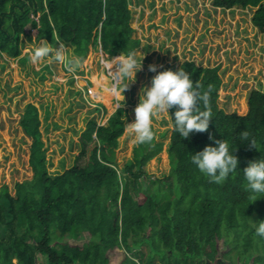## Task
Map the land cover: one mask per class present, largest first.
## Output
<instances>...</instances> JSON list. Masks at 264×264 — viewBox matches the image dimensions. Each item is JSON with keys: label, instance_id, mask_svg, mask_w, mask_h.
I'll list each match as a JSON object with an SVG mask.
<instances>
[{"label": "trees", "instance_id": "trees-1", "mask_svg": "<svg viewBox=\"0 0 264 264\" xmlns=\"http://www.w3.org/2000/svg\"><path fill=\"white\" fill-rule=\"evenodd\" d=\"M214 7L253 8L251 22L264 33V0H211ZM129 0H0V55L17 57L21 36L57 40L82 59L100 44L107 54H126L139 45L132 36ZM73 46V49H72ZM191 73L202 90L211 86L213 119L207 132L183 139L172 126L167 145L171 174L147 176L144 166L163 142L135 145L132 157L118 170L115 150L124 124L121 109L99 125L86 121L78 137V152L62 172L49 173L39 130L38 109L27 103L19 124L29 140V178L0 187V264H264V240L254 235L251 219H264V194L245 188L243 169L264 154L250 148L248 138L264 142V89L250 88L243 114L218 105V66L184 60L178 66ZM163 67L159 71L165 70ZM175 70V71H176ZM264 78V76H263ZM93 110H98L94 107ZM154 131V127H153ZM227 140L238 157V169L223 184L211 183L191 163V155ZM192 152V153H191ZM252 202V203H251ZM221 244L219 248L218 244ZM220 249H224L219 254Z\"/></svg>", "mask_w": 264, "mask_h": 264}, {"label": "rangeland", "instance_id": "rangeland-1", "mask_svg": "<svg viewBox=\"0 0 264 264\" xmlns=\"http://www.w3.org/2000/svg\"><path fill=\"white\" fill-rule=\"evenodd\" d=\"M128 7L132 36L140 40L134 51L143 61L135 80L123 90V84L111 79L104 69L101 57L105 52L100 44L90 47L82 59L74 56L71 47L65 44L67 56L78 60V67L72 72L49 58L38 63L30 61L32 50L42 41L35 39L36 29L30 30V40L21 36L19 56L0 55V187L7 184L12 188L15 181L29 178L32 173L28 165L30 140L18 123L27 103L38 109L47 168L54 174L72 164L87 119L93 117L104 125L116 109H121L124 124L115 150L118 170L132 157L136 143L126 123L134 122L141 90L151 85L156 74L149 71L150 64L158 65L157 71L163 67L175 71L187 59L202 66H218L222 82L218 105L227 112L245 113L248 90L264 89V33L252 25L253 8L220 9L211 0H129ZM96 79L106 87L109 104L95 100L94 91L91 95L86 93L87 87L98 89ZM111 86L114 91L109 90ZM94 107L98 110H93ZM153 127L163 148L146 163L147 175L141 181L147 183L149 175L167 176L172 182L166 149L172 129L169 114L161 113L154 118ZM218 246L221 248L220 243ZM223 250L220 249V255ZM120 256V253L111 255L113 264L118 263Z\"/></svg>", "mask_w": 264, "mask_h": 264}, {"label": "clouds", "instance_id": "clouds-1", "mask_svg": "<svg viewBox=\"0 0 264 264\" xmlns=\"http://www.w3.org/2000/svg\"><path fill=\"white\" fill-rule=\"evenodd\" d=\"M67 48L61 40H57L55 46L42 39L39 46L35 47L30 54V61L38 63L49 58L55 62L65 65L67 71L72 72L78 67L76 58L67 56ZM143 59H138L136 51L121 53L118 57L109 61L111 68L115 65V81L123 84L126 88L128 83L134 81L137 72L142 68ZM159 66L150 64V72L156 74L151 78V85L142 88V95L135 108V120L126 123V128L137 145L150 143L154 139L153 122L161 113H168L173 121L174 131L178 132L183 139H188L193 133L207 132L210 121L213 119L210 95L211 86L202 90V86L196 81L194 83L191 73L180 68L176 71L165 69L157 71ZM110 68V69H111ZM109 69V71H110ZM246 142L250 148L260 152L264 142L258 144L255 138H248L245 133ZM209 139L213 144L206 145L202 150L192 153L191 163L196 166L211 183L223 184L238 169V157L234 154L236 149L230 150L227 140H217L209 133ZM261 153V152H260ZM246 190L253 195L252 202L256 201L255 194H264V154L249 161L243 169ZM264 198V197H262ZM251 202V203H252ZM251 228L254 235L264 240V219L253 221Z\"/></svg>", "mask_w": 264, "mask_h": 264}, {"label": "built area", "instance_id": "built-area-1", "mask_svg": "<svg viewBox=\"0 0 264 264\" xmlns=\"http://www.w3.org/2000/svg\"><path fill=\"white\" fill-rule=\"evenodd\" d=\"M100 49H101V47H100ZM116 55L109 57V55L107 53H105V55H102V57H101V59L102 58L104 59L103 60L104 69L107 71V73L111 77V79H114V74L111 71H113V72L115 71V65H113L112 68H111V64L109 63V61H110L109 59H112L113 60V58L118 57V55L117 56ZM109 69H110V71H109ZM115 86H116V84H115ZM86 93L88 95H91L93 93V90L90 89L89 87H87V92ZM26 264H29V263H26ZM33 264H46V262L45 261H42V259H38V261L35 262V263H33Z\"/></svg>", "mask_w": 264, "mask_h": 264}, {"label": "bare ground", "instance_id": "bare-ground-1", "mask_svg": "<svg viewBox=\"0 0 264 264\" xmlns=\"http://www.w3.org/2000/svg\"><path fill=\"white\" fill-rule=\"evenodd\" d=\"M95 84L98 86V89L93 88V91L96 93L95 94V100H101V101L109 104L110 102H109V99L107 98L108 95L106 96L107 92L104 90V88H106V87H104L103 83L100 82V79H96ZM109 90L114 91V87L111 86V88Z\"/></svg>", "mask_w": 264, "mask_h": 264}, {"label": "crops", "instance_id": "crops-1", "mask_svg": "<svg viewBox=\"0 0 264 264\" xmlns=\"http://www.w3.org/2000/svg\"><path fill=\"white\" fill-rule=\"evenodd\" d=\"M41 258H42V257H41ZM41 258L39 257V259H41ZM42 261H45V259L42 258Z\"/></svg>", "mask_w": 264, "mask_h": 264}, {"label": "water", "instance_id": "water-1", "mask_svg": "<svg viewBox=\"0 0 264 264\" xmlns=\"http://www.w3.org/2000/svg\"><path fill=\"white\" fill-rule=\"evenodd\" d=\"M72 49H73V46H72ZM71 52H72V50H71Z\"/></svg>", "mask_w": 264, "mask_h": 264}]
</instances>
